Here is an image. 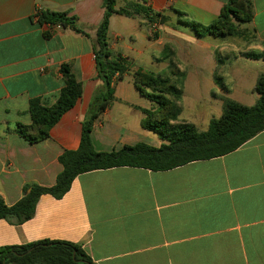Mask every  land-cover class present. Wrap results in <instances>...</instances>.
<instances>
[{"label": "crops", "instance_id": "1", "mask_svg": "<svg viewBox=\"0 0 264 264\" xmlns=\"http://www.w3.org/2000/svg\"><path fill=\"white\" fill-rule=\"evenodd\" d=\"M143 1L168 18L156 28L157 37L142 14H114L109 25L110 47L133 60L132 72L178 80L171 73L175 66L184 73L181 105L210 107L218 117L224 97L257 103L254 88L264 75V0H250L249 32L225 38H199L180 21L211 25L229 0ZM136 3L143 2L117 0L116 9ZM47 10L75 18L87 35L39 24L36 13ZM104 14L103 0H0V197L8 206L30 185L54 186L63 170L60 156L79 148L82 121L102 87L94 50ZM65 65L81 83L82 96L47 139L31 142L17 128L33 125L32 100L48 107L57 102ZM155 108L127 73L94 125L95 149L113 152L140 142L161 147L142 125L143 110ZM205 112L192 116L200 131L208 129L199 128L203 123L209 126ZM40 241L80 245L96 264H264V131L228 155L168 171L117 167L84 173L63 198L42 195L31 220L13 225L0 219V248Z\"/></svg>", "mask_w": 264, "mask_h": 264}, {"label": "trees", "instance_id": "2", "mask_svg": "<svg viewBox=\"0 0 264 264\" xmlns=\"http://www.w3.org/2000/svg\"><path fill=\"white\" fill-rule=\"evenodd\" d=\"M105 14L97 28V43L94 50L97 78L102 87L95 91L88 112L82 121L81 143L77 150L65 151L59 158L63 166L52 187L37 184L31 188L16 204L8 206L0 197V219L13 225H21L35 216L36 206L42 195L49 194L56 199L63 198L70 190L73 181L81 174L117 167H137L155 172L168 171L194 161L210 160L228 155L257 134L264 131V75L258 79L254 91L259 95L257 103L247 106L231 98L224 97L223 113L212 118L206 131H200L194 124L180 118L182 113L184 73H171L178 77H162L150 72L138 70L132 72L134 62L129 57L111 49L109 43L110 19L114 14L134 16L142 14L149 25L160 26L168 18L154 11L143 3H136L117 10V0H103ZM180 17L185 16L175 11ZM254 17V7L250 0H229L223 7L219 18L211 25L205 26L192 21H180L194 31L197 37L215 36L225 38L244 35L234 20L249 23ZM38 23L51 27L60 25L71 28L83 35L75 18L65 13L39 11ZM157 37V29L152 31ZM170 49V47H167ZM249 57L259 59L263 55L250 54ZM65 86L60 91L57 102L53 106L44 105L35 99L30 103V114L33 125H19L17 132L31 142L49 137L50 129L62 116L71 110L82 96V85L77 81L70 68H61ZM132 73L133 83L140 94L157 105L155 110H143L146 117L142 125L154 133L162 141L159 148L140 142L124 146L119 151L98 152L93 144L92 132L95 123L115 100V86ZM221 87L229 92L223 85ZM30 130H35L31 133ZM0 264H96L80 245L64 241H40L24 246H6L0 248Z\"/></svg>", "mask_w": 264, "mask_h": 264}, {"label": "rangeland", "instance_id": "3", "mask_svg": "<svg viewBox=\"0 0 264 264\" xmlns=\"http://www.w3.org/2000/svg\"><path fill=\"white\" fill-rule=\"evenodd\" d=\"M233 23H235V25H237L238 26V29L239 30H241V31H243V33H247V32H249V29L245 26L246 25V23H241V24H238V22L237 21H235L234 20V22ZM248 35H249V33H248ZM250 36V35H249ZM248 36V37H249ZM252 39V38H251ZM221 59H223L222 57H221ZM165 76V75H164ZM184 106V112H182V118H184V120H186V121H188V122H192L193 121V117L192 116H194V115H196L197 114V112H200V111H202V110H204V112L207 114L206 115V117H208L209 118V120H211L212 118H214V117H216V118H218V116H219V113L216 111V110H212L210 107H208V108H203V109H200V110H197L199 107H197V105H195V103H192V102H190V103H184L183 105H182V107ZM203 107V106H202ZM183 120V119H182ZM194 122V121H193ZM204 125H201V126H199V128L201 129V130H206L207 129V127H208V123L206 124V123H203ZM155 136H157V135H155Z\"/></svg>", "mask_w": 264, "mask_h": 264}, {"label": "built area", "instance_id": "4", "mask_svg": "<svg viewBox=\"0 0 264 264\" xmlns=\"http://www.w3.org/2000/svg\"><path fill=\"white\" fill-rule=\"evenodd\" d=\"M38 13H39V12H37L36 15H35V20H36V21H38ZM58 26H60V25H58ZM156 28H157V26H154V27H153V29H155V30H156Z\"/></svg>", "mask_w": 264, "mask_h": 264}]
</instances>
